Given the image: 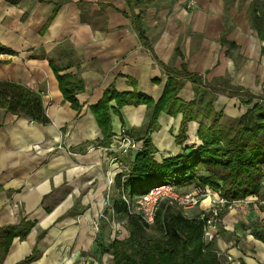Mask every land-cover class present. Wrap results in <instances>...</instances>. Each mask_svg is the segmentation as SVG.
<instances>
[{
	"label": "crops",
	"instance_id": "0c3cea01",
	"mask_svg": "<svg viewBox=\"0 0 264 264\" xmlns=\"http://www.w3.org/2000/svg\"><path fill=\"white\" fill-rule=\"evenodd\" d=\"M134 3L0 0V47L10 51L0 53V81L40 93L51 120L44 125L0 108V230L34 223L25 239L12 241L0 264H21L35 253L38 258L27 264H112V255L99 246L119 238L104 226L95 234L92 224L110 179L142 148L154 109L146 104L119 109L112 101V143L98 146L103 135L91 107L107 89L142 94L156 103L169 79L167 70L185 67L191 75L207 77L208 88L185 79L180 101L204 96L202 107L211 103L224 116H232V108H245L240 95L216 88L218 80L240 89L234 92L242 98L250 94L260 99L255 102L263 100L264 25L257 24L264 21V0ZM51 63L60 68L58 74ZM59 75L82 82L77 107L65 99ZM182 120V113L160 115L158 130L149 135L157 161L201 146L199 121L188 124L185 143L177 144ZM122 128L141 148L113 161ZM195 188L186 185L178 191ZM208 204L205 200L184 215L196 218ZM105 214L118 218L111 211ZM262 226L264 211L257 202H234L224 209L213 240L222 263L264 264V243L256 237Z\"/></svg>",
	"mask_w": 264,
	"mask_h": 264
},
{
	"label": "trees",
	"instance_id": "16d2710c",
	"mask_svg": "<svg viewBox=\"0 0 264 264\" xmlns=\"http://www.w3.org/2000/svg\"><path fill=\"white\" fill-rule=\"evenodd\" d=\"M133 1L138 5V0ZM260 25H264V21L257 24ZM260 34L264 36V29H260ZM141 39L144 40L142 33ZM0 53L10 51L0 47ZM51 65L57 74L61 71ZM167 73L169 79L163 96L156 103L145 95L121 94L111 87L104 92L101 101L91 107L103 135L98 146L105 148L111 145L113 138L112 113L115 111L110 106L112 101L119 109L140 104L154 109L142 148L132 162L126 163L128 171L116 175L110 195L112 211L115 216L125 218L129 235L125 239H115L108 247L99 248L112 255V264H224L214 241H204V222L199 217L188 218L183 210L162 204L155 224L147 226L139 216L129 213L125 198L132 200L167 184L176 188L195 185L209 187L227 201L221 217L224 209L245 200L261 204L264 211V96L261 102H254L250 94L246 95L250 98H242L240 91L234 92V95H240L241 104L248 109L235 127H226L222 124V112H216L211 103L202 107L204 96L189 103L177 98L185 79L208 88L203 76L191 75L185 67L181 71L168 69ZM58 78L65 99L77 107L75 94L83 89L82 82L69 75H59ZM0 108L15 115H25L33 122L51 123L41 94L19 84L0 81ZM162 113L183 114L176 138L179 145L185 143L188 124L199 121L201 146L187 150L181 156L157 161V150L149 135L158 130V119ZM33 227V222L22 221L19 225L0 230L1 262L12 241L17 237L25 239ZM256 237L264 243V226L257 230ZM37 258L35 253L21 264Z\"/></svg>",
	"mask_w": 264,
	"mask_h": 264
},
{
	"label": "built area",
	"instance_id": "2783aa9c",
	"mask_svg": "<svg viewBox=\"0 0 264 264\" xmlns=\"http://www.w3.org/2000/svg\"><path fill=\"white\" fill-rule=\"evenodd\" d=\"M140 148V144L132 138L131 133L127 129L122 128L119 133V141L113 149L118 155L113 161L128 156L131 152L138 151ZM127 171L128 168L123 166L119 168L115 175ZM113 184L114 178H111L109 189L112 188ZM205 200H208L209 204L198 217L204 222V241L209 243L215 239L219 231L221 212L227 205V201L209 187H196L193 192L180 193L174 185L167 184L155 187L147 194L135 197L132 200L125 198L129 213L139 216L147 226L155 224L157 213L162 204H167L186 212L200 207ZM108 205V209L113 213L110 199H108ZM98 226V224L93 222V232L97 233L99 231Z\"/></svg>",
	"mask_w": 264,
	"mask_h": 264
},
{
	"label": "rangeland",
	"instance_id": "374dc122",
	"mask_svg": "<svg viewBox=\"0 0 264 264\" xmlns=\"http://www.w3.org/2000/svg\"><path fill=\"white\" fill-rule=\"evenodd\" d=\"M225 78H230V75L228 73H226ZM204 80L207 81V77ZM214 84H215L216 88L218 87L217 89L221 88L222 89L221 91H223V88H224V89L228 90L227 92H229L230 95L235 94L234 93L235 89H232L231 86L227 85L224 81L218 80V82H216ZM251 96H253V95H251ZM245 98H250V97H246L245 96ZM258 99H256V100H258ZM258 101H260V99ZM247 109L248 108H246V107L243 108L242 110L238 109V111L237 110H234V108L230 109V112H231L232 116L225 115L223 117V119H222V124H224L226 127H232V126L235 127L236 126V123H237V118L236 117H238L239 114L246 112ZM112 191L113 190L111 188V189H108L107 190L106 194H103V205H102L101 213L93 221V222H95L96 224L99 225L98 226L99 231L97 233L96 232H94V233L95 234H99V232L101 231L102 226H104L105 229H107V227L108 228H112V230L115 231L116 237H118L119 239L122 238V236H124L126 238L127 235H128V233H127V230H125L126 229V223H127V221L125 220V218H122V217L113 218L111 216V214L110 215H106L105 214V211L106 210L107 211H110L108 209V207H109V205H108V199H110V195L112 194ZM193 191H194V189H193ZM193 191H191V192H193ZM179 192L180 193H183L182 191H179ZM214 192H216V191H214ZM119 226H121L122 228L124 227V230L121 227H119ZM111 263H112V260H111Z\"/></svg>",
	"mask_w": 264,
	"mask_h": 264
}]
</instances>
